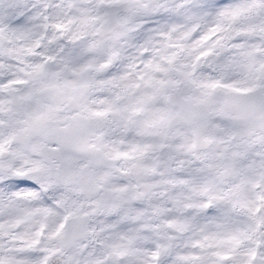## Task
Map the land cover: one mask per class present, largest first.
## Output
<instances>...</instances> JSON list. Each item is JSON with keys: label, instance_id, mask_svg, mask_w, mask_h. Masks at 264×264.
<instances>
[{"label": "snow or ice", "instance_id": "obj_1", "mask_svg": "<svg viewBox=\"0 0 264 264\" xmlns=\"http://www.w3.org/2000/svg\"><path fill=\"white\" fill-rule=\"evenodd\" d=\"M0 264H264V0H0Z\"/></svg>", "mask_w": 264, "mask_h": 264}]
</instances>
